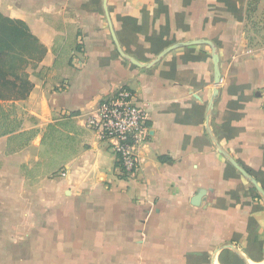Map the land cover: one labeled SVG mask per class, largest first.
I'll return each mask as SVG.
<instances>
[{"label":"crops","instance_id":"obj_1","mask_svg":"<svg viewBox=\"0 0 264 264\" xmlns=\"http://www.w3.org/2000/svg\"><path fill=\"white\" fill-rule=\"evenodd\" d=\"M0 13L44 47L27 96L7 101L18 122L0 123V264H264V0H0ZM122 86L147 110L130 178L86 126Z\"/></svg>","mask_w":264,"mask_h":264},{"label":"built area","instance_id":"obj_2","mask_svg":"<svg viewBox=\"0 0 264 264\" xmlns=\"http://www.w3.org/2000/svg\"><path fill=\"white\" fill-rule=\"evenodd\" d=\"M87 128L107 142L114 153L122 178L134 176L140 168L137 148L148 137L147 110L127 87L101 98L86 118Z\"/></svg>","mask_w":264,"mask_h":264},{"label":"trees","instance_id":"obj_3","mask_svg":"<svg viewBox=\"0 0 264 264\" xmlns=\"http://www.w3.org/2000/svg\"><path fill=\"white\" fill-rule=\"evenodd\" d=\"M43 54V45L25 22L0 13V103L27 96L32 84L22 66L39 60Z\"/></svg>","mask_w":264,"mask_h":264},{"label":"water","instance_id":"obj_4","mask_svg":"<svg viewBox=\"0 0 264 264\" xmlns=\"http://www.w3.org/2000/svg\"><path fill=\"white\" fill-rule=\"evenodd\" d=\"M104 8H105V14H106V17H107V20H108V24H109V28H110V32H111V35H112V38H113V40H114V42L116 43V45H117V47H118V42H117V39H116V37H115V34H114V31H113V28H112V25H111V21H110V19H109V13H108V10H107V6H106V2H104ZM203 41H205L206 43H211L209 40H203ZM198 42V40H191V41H188V42H185V44L186 45H189V44H194V43H197ZM119 49V48H118ZM171 48H168V50H170ZM119 52H120V54H122V55H124V56H127V55H125L120 49H119ZM161 55V54H160ZM159 55V56H160ZM133 63H135V64H137V62L133 59V58H131V57H129V56H127ZM213 60H214V63H215V68L217 69V61H218V56H217V54L216 53H214L213 54ZM218 150L221 152V153H223V155L238 169V170H240L241 172H242V174H244V175H246V176H248V174H247V172L245 171V170H243L234 160H233V158L231 157V156H229V154H227L225 151H223L219 146H218ZM251 181L253 182V184L259 189V190H261L258 186H257V183H256V181L254 180V179H252L251 178ZM262 191V190H261ZM201 196V192H199V193H197L196 195H195V198L193 199V201H192V203L194 204V203H198V201H199V197Z\"/></svg>","mask_w":264,"mask_h":264},{"label":"rangeland","instance_id":"obj_5","mask_svg":"<svg viewBox=\"0 0 264 264\" xmlns=\"http://www.w3.org/2000/svg\"><path fill=\"white\" fill-rule=\"evenodd\" d=\"M30 63V62H29ZM29 63H25L23 64V68L24 67H29ZM32 64L34 62H31ZM29 64V65H28ZM20 70V69H19ZM25 70V69H24ZM20 72V71H18ZM25 72V71H24ZM17 108L15 107V105L13 103H9V102H1L0 103V123L1 121L4 120V124L6 125V123H8V121H10V124H15L18 122L17 120ZM50 164V162H49ZM46 165L43 167V169L41 170L42 172H44L46 170ZM23 171V170H22Z\"/></svg>","mask_w":264,"mask_h":264}]
</instances>
